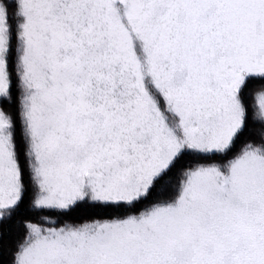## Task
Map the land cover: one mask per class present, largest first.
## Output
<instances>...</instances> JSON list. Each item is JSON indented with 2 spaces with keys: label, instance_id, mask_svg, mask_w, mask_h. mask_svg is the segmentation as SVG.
<instances>
[{
  "label": "snow or ice",
  "instance_id": "obj_1",
  "mask_svg": "<svg viewBox=\"0 0 264 264\" xmlns=\"http://www.w3.org/2000/svg\"><path fill=\"white\" fill-rule=\"evenodd\" d=\"M0 264H264V0H0Z\"/></svg>",
  "mask_w": 264,
  "mask_h": 264
}]
</instances>
